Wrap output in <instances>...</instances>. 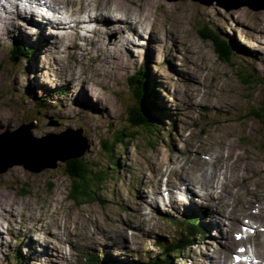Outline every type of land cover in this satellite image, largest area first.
<instances>
[{
	"label": "rangeland",
	"instance_id": "obj_1",
	"mask_svg": "<svg viewBox=\"0 0 264 264\" xmlns=\"http://www.w3.org/2000/svg\"><path fill=\"white\" fill-rule=\"evenodd\" d=\"M122 1L141 16L144 12L148 16L132 28L124 23H109L110 32L104 36L97 31L106 30L108 25L96 20L97 23L85 19L79 24L82 27H71L73 31L68 29L60 35L57 28L47 26L45 21L42 26L32 23V15L27 25L26 18L13 22L15 27L10 29L15 31L11 34L4 26L5 16L0 15V20L5 18L0 23V135L27 123H33L31 135L41 139L82 127L88 146L81 156L95 161L105 173L98 190L103 201L81 204L69 195L72 179L65 170V161L59 160L57 167L41 171L13 164L0 172V213L5 215H0V264H155L163 260L165 245L160 241L172 238L175 242L179 236L187 237L191 243L179 239L180 249L170 255L168 264H211V259L218 264L215 251L230 240L229 227L233 230L235 221L228 214H236L235 204L232 211L225 206L226 216L217 210L211 213L205 204L207 199L201 195L205 190L193 181L184 183L189 186L192 199L173 197L174 204L165 203L160 208L162 198L158 193L167 192L164 187L168 176L174 184L172 188H177L174 179L182 180L187 175L181 164L188 158L186 168L191 170L196 163L189 162L190 158L201 155L199 149L206 151L209 147L213 151L214 144H219L224 135L237 143L239 151L258 156L264 163V122L259 118L264 117V0H255L262 7L259 10L248 5L227 9L217 2L206 4L197 0ZM76 5L75 2L73 7ZM2 8L0 5L4 14L9 12ZM59 16L57 11L53 12L56 21ZM129 20L134 22L133 18ZM175 20L179 21L177 28L171 26ZM151 22L157 24L158 31L152 29ZM139 24L146 30L140 26V31ZM205 24L219 39L231 42V61L221 57L211 37L201 35ZM86 27L89 35L84 31ZM137 31L151 37L144 47L137 45L142 38ZM48 33L57 43L67 42L66 45L54 47L51 39L40 42ZM72 34L73 40L67 37ZM81 35L89 39H77ZM19 36L27 40L26 45L35 53L12 60L11 42ZM76 39L79 43L75 48L71 45ZM49 40L52 44L44 50ZM112 52L119 57L112 60V56L107 62ZM142 67L153 85L154 115L150 118H157L160 123L153 125L146 120L149 130L135 128L139 133L136 137L124 134L126 145L116 144L111 151L113 156H108L103 143L112 142L118 131L132 130L128 114L134 112L138 99L129 87L130 75ZM72 68L80 75H69ZM246 76L253 82L246 84ZM222 95L228 102L221 100ZM37 98L49 100L36 108ZM250 178L248 182L255 189L250 195L264 189V170ZM221 180L226 178L220 174L218 181ZM240 181L244 185L235 188L243 193L236 199L239 202L248 196L247 184L244 179ZM179 184L185 194V186ZM213 188L215 200L221 188L217 183ZM217 196L218 200L220 194ZM214 200H208L214 203L210 205L218 204ZM186 215L196 224L198 233L193 240L191 228L178 235L177 221ZM206 217L210 221L201 224ZM243 227L247 236L249 229ZM237 235L245 233L240 231ZM246 244L243 249L250 258L248 252L255 253V248L249 242ZM29 246L35 249L34 255H40H31ZM248 257L238 259L252 264L245 259Z\"/></svg>",
	"mask_w": 264,
	"mask_h": 264
},
{
	"label": "bare ground",
	"instance_id": "obj_2",
	"mask_svg": "<svg viewBox=\"0 0 264 264\" xmlns=\"http://www.w3.org/2000/svg\"><path fill=\"white\" fill-rule=\"evenodd\" d=\"M8 1L10 2L12 0H8ZM25 1H27V0H25ZM31 1H33V0H31ZM31 1H27L26 5L31 4ZM47 1H48V3H45V5L41 4V6L43 8L46 7V11L49 13V16L46 17L47 26L51 25V24H53V25H55V24H60V25L66 24V21L64 22L60 18L61 16H59L58 21H56V19H54V17H53V12H56V9L58 7H60V8H64L65 17H67L69 19H73L71 22H77L76 27L79 26L81 21H85V19H87L91 22H95V23H97L96 21H99L100 24L108 25L107 27H105L106 30L104 29L101 32L97 31V34H103V36L105 34H107L108 32H110V30L108 29L109 23L110 24L124 23V24H127L129 27L132 28L136 22L144 21V18H146L148 16L147 12H144L141 16L136 11H133L130 6L128 7V6L124 5L122 0H120L119 3L117 2L118 0H65V2H63V0H47ZM49 1H50L51 5H49ZM129 1H131V0H129ZM42 2L44 3V1H42ZM75 2L77 3V5H76V7H73ZM151 2H153V1H151ZM120 3H122V4H120ZM110 4H111V7L113 10L109 9ZM1 7H3L2 4H1ZM2 9L9 11L7 14H4L3 12L0 11V15L5 16L6 24L4 26L8 29V32L11 34H12V32L15 31L14 30L15 28L10 29L11 26L15 27V24L13 22L17 23V22H20L22 19L25 20V18L27 19L30 17L29 15L25 14L27 9H19V8H11V7H8V9L3 7ZM96 11H99V12L96 13ZM15 13H20V15H17V17H19V19H14V18L12 19V17L14 16ZM50 13H51V15H50ZM30 15H32V14H30ZM108 15L109 16L111 15L113 17H109ZM5 18L1 17L0 23H2V21ZM130 18H133L134 22H130V20H129ZM42 19H44V17H42ZM48 21H50V24L48 23ZM26 23H28V19H27ZM44 23H42L41 26ZM155 25H157L155 22H151L152 29L155 31H158L159 28H156ZM178 25H179V21H176L171 26L177 28ZM40 29H42V27H40ZM48 30H50V29L48 28ZM88 30L89 29L84 30L87 33V35H89ZM94 30H96V28ZM137 33H139L142 37L141 39L138 40V41H140V43H138L137 45H143L142 47H144L147 43L150 42L149 41L151 39L150 36L144 35L142 32H139V31H137ZM176 33H178L177 29H176ZM67 37H69L70 39L73 40L75 38V35L74 34L67 35ZM81 37L82 38H77V39H80V40L82 39L84 41H87L89 39V38H86L85 36H82V35H81ZM145 38H147L148 41H146ZM45 39H51L53 41L54 47L66 45V43H67V42H62L61 44L57 43L56 42L57 40H54V38L52 36H50L49 33L40 42H43ZM77 39L74 41L73 45H71L72 47L76 48L78 46L79 41H77ZM39 40H40V38L37 37L36 41L39 42ZM104 40H105V38L102 39V42ZM58 41L61 42V40H58ZM62 41H64V40H62ZM15 44H17V43L15 42ZM49 44H52V42H50V40L45 43V45L43 46V49L47 50V48L50 46ZM215 45H216V43H215ZM27 47L30 50H32L29 46H27ZM238 47L242 50L241 46H238ZM113 53H116V52L110 53L109 61H107V62H110V58L112 56H114L112 58V60L119 57L118 53H116V54H113ZM103 60L105 61V59H103ZM106 64H108V63H106ZM63 67H65V65H63ZM60 68L62 69V67H60ZM36 69H37L36 70L37 72L40 71L39 68H36ZM73 73L80 75V73L76 72V70L74 68H72L70 70L69 75H72ZM37 76H40V75L37 74ZM219 97H221V100L223 102H228V100L223 95L219 96ZM218 100H219V98H218ZM225 100H227V101H225ZM153 115L154 114H152V116ZM214 146H215L214 147L215 149L213 151L209 150V147L205 148V150L209 153L199 149V151H201V155L194 156V158H195L194 160H192V157L190 158L189 162L193 161L196 163L194 166H191V170H188L186 168V164L188 163V158L185 160V162L183 164H181L183 173H187V175H184L185 178L182 180H179L180 181L179 183L184 184L185 181H193V183L197 184L198 187H201V189H204L205 192H203L201 195H202V198L204 200L207 199V200H205V204H206V207L207 206L209 207L208 210L211 211V213L214 210L215 211L217 210L219 213H221V215L226 216L227 215V209L225 208V206H228V209H230L231 211L233 209L234 204L237 207L236 214H235V212H232L233 216H231L230 213L228 214V217L229 218L233 217V220L235 221L234 225L232 222L233 230H231V226L229 227L230 232L228 233V237L230 240L227 242V244L223 248H220V249L215 251V257L218 258V264H245L246 262L243 259H238V258H239V256L242 258L248 257V255L246 253L247 251L243 249L244 247H241L240 249H238V246H239V244L245 245L247 242L251 243L255 248L254 254L258 258L257 264H264V189H261L259 191H255L253 193V195H250V194H252V190H255V189H253V187H251L250 183L248 182L251 180L250 177L253 174H256L259 172L261 173L262 170H264V163H262L261 159L259 160L257 158L258 156L255 157L251 153L239 151L237 149V146H238L237 143L235 141H233L231 139V137L228 138V136H226V135H224L223 137H220L219 144H214ZM204 154H208L209 156H205ZM193 155H196V152L193 153ZM190 156H191V153H190ZM200 156L203 157L202 160H201ZM255 161H257V162H255ZM174 166H177V165H174ZM178 170H179V168H178ZM220 174L223 175L226 178V180L218 181ZM243 179H244V182L247 184V187H248V194H247L248 196H247V199H241L240 202L243 204V205H241L240 202L237 200L240 199L241 194L243 195V193L237 191V189H235V188L237 186L243 184L240 181ZM260 180H262V178L259 179L258 181H260ZM215 183H217L219 185V187L221 188V193H218V194H220V198L218 200H217L218 194L216 195L215 200H216V203L218 202V204H215L212 206V205H210V203L211 204H214V203L208 202V200H212V199L214 200L215 191H214L213 185ZM185 188L191 196L189 186L186 185ZM158 194H159L160 198H162V195H164L161 193H158ZM173 197L179 198L178 196H173ZM192 198L193 197H191V199ZM184 199H188V198L184 197L181 200L184 201ZM181 200H180V202H182ZM172 201H174V202H172ZM174 203H175V199L170 198L168 204L171 205ZM2 206H3V204H2ZM252 207H253V209L251 210ZM185 208L186 207H184V209ZM189 209H191V208H189ZM0 215L5 217V215L3 213H0ZM53 219H54V216H51V222L54 221ZM248 219L252 220V222ZM39 220L42 221V219H39ZM204 220L205 221L201 222V224L202 223L207 224L210 221L207 217L204 218ZM240 223H243V226H246V228L249 229V233L245 238H240V237L234 235L232 232L235 230L237 231L236 226H238V224H240ZM176 225H178V224H176ZM176 225L174 227H176ZM229 225H231V224H229ZM175 234H176V232H175ZM231 234H233V235H231ZM0 235L2 237L1 233H0ZM194 238L195 237L190 236V239H194ZM4 242H5V240H4ZM7 242H5V243H7ZM33 244H34V242H33ZM35 245H36V243H35ZM241 246H243V245H241ZM29 247L31 248V246H29ZM29 247H28V250H30V252H31L30 254L34 255L35 252H33V251L35 249L33 250L32 248L30 249ZM35 248H38V247L36 246ZM46 249L48 250L49 248H46ZM227 253H229V255H227ZM234 253L236 255H234ZM47 254L50 256L52 255L51 252H49ZM39 255H40V253L37 255H34V256H39ZM221 256H224V257L222 258ZM236 256H238V257H236ZM215 262H217V261H215ZM215 262L213 259H211V264H214Z\"/></svg>",
	"mask_w": 264,
	"mask_h": 264
},
{
	"label": "trees",
	"instance_id": "obj_3",
	"mask_svg": "<svg viewBox=\"0 0 264 264\" xmlns=\"http://www.w3.org/2000/svg\"><path fill=\"white\" fill-rule=\"evenodd\" d=\"M201 35L204 36L205 38L211 37L213 41L217 43V49L221 57L224 60L230 61L231 58L230 56H232V47L227 42L223 41L222 39H219L217 37L218 35L214 34L208 28V26L203 28ZM16 51L18 52L20 51V49L16 48ZM13 53L14 55H16L15 52ZM250 81H252V79L246 76L245 83L248 84ZM130 83L134 87L135 89L134 91L138 99L137 101L138 104L134 107V112L128 114L131 116V118L128 121L130 122V128H132V130H130L131 131L130 133L127 131H124L123 133L121 131H118L120 135L117 134V136L114 138V140H112V142L106 141L103 143V146L106 149V153L108 156L109 155L113 156V153H111V151L113 150L116 144L122 143L123 145H126L124 134H126L127 137H136L137 134L139 133L135 128L137 129L139 128L140 130V128L143 127L149 130V126L146 120H149L152 123V120L150 118L152 115L151 104H153L152 96H151L152 92H150L148 88L150 80L147 76L146 71L142 69L138 73V71L136 70V72L130 78ZM41 105H42L41 102H37L35 107L39 108ZM262 113L264 116V104H262ZM257 116L259 117V114H257ZM259 118L260 120H262V122H264L263 121L264 117L263 119L262 117ZM154 120H156V118ZM114 162L115 159L113 160V163ZM64 164L68 176L72 179L69 195L73 200H77L81 204L87 202H93L97 199L103 201L102 197L98 195V190L100 184L103 182L101 179L103 178L104 176L103 174L105 173L102 170V168L99 167L97 163H95V161H91L80 156V157L70 158L66 160ZM114 165L115 163L113 164V166ZM92 185L93 188L91 187ZM172 240L173 239L171 238L167 241L166 240L160 241L162 245H165V248L163 247L164 251L161 253V255H163L161 256V259L163 260L155 264H168L170 253H175L179 247L177 245L180 244L178 239H176L175 242ZM171 245H173V247H171ZM147 264L149 263L147 262Z\"/></svg>",
	"mask_w": 264,
	"mask_h": 264
},
{
	"label": "water",
	"instance_id": "obj_4",
	"mask_svg": "<svg viewBox=\"0 0 264 264\" xmlns=\"http://www.w3.org/2000/svg\"><path fill=\"white\" fill-rule=\"evenodd\" d=\"M197 1L206 4L217 2L219 5L226 6L227 9L243 5H248L252 9L256 8L254 10L262 8L261 5L255 3V0ZM31 127H33V123L23 124L13 132L0 135V172L13 164H23L31 171L57 167L59 160L66 161L73 157H80L88 146L82 129L76 131L66 129L60 133H51L41 139L31 135Z\"/></svg>",
	"mask_w": 264,
	"mask_h": 264
}]
</instances>
